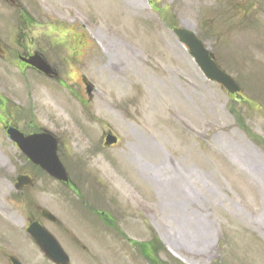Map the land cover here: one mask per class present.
<instances>
[{"label": "rangeland", "instance_id": "obj_1", "mask_svg": "<svg viewBox=\"0 0 264 264\" xmlns=\"http://www.w3.org/2000/svg\"><path fill=\"white\" fill-rule=\"evenodd\" d=\"M21 1L59 78L1 67L0 117L53 133L78 186L102 195L106 186L128 204L125 225L162 245L153 264H264V0ZM10 12L0 0V17L12 22ZM173 24L202 37L246 100L205 78ZM66 30L83 36L61 39ZM109 132L118 143L104 147ZM22 171L35 185L16 192ZM65 197L0 123V246L11 245L23 264H51L26 231L38 204L88 247L44 222L71 264H148L98 225L87 224V234L84 210Z\"/></svg>", "mask_w": 264, "mask_h": 264}, {"label": "flooded vegetation", "instance_id": "obj_2", "mask_svg": "<svg viewBox=\"0 0 264 264\" xmlns=\"http://www.w3.org/2000/svg\"><path fill=\"white\" fill-rule=\"evenodd\" d=\"M4 5H8L11 8V14L15 20V25L13 26L11 21L6 14L0 17V43L5 53L0 54V68L5 70L6 66H14L18 70H27L35 74H38L44 78L47 77L42 73L38 72L30 64L23 62L20 58L32 59V57L37 55H43L46 59L43 47L40 46L41 42L39 40V35H35L36 26L35 19L33 16L24 8L22 3L18 2V5L14 6L8 3L7 0H1ZM13 22V21H12ZM9 66V67H10ZM6 71V70H5ZM1 106V104H0ZM1 125L4 127L8 123L7 120H2ZM14 147L16 145L13 143ZM62 189L65 190L70 198H75L77 201L70 202V207L74 209L84 210L86 216V230L89 234L87 228L88 225H98L103 231V236L107 240L115 241L118 246L126 244L129 248L134 250L137 254L140 252L148 254V262L152 264L155 257V234H151L149 239L141 240L136 236L133 225H125L124 216L122 213L129 212L131 210L130 206L125 202H120L118 200L117 194L109 195L108 192H104L103 195H94V192L87 191L78 186L77 182L72 181L70 184L61 185ZM37 218V217H35ZM49 224L57 225L56 229L65 230V232L72 238L73 243L82 249L89 251L88 247L74 236V234L67 229L59 221L51 222L45 219Z\"/></svg>", "mask_w": 264, "mask_h": 264}, {"label": "water", "instance_id": "obj_3", "mask_svg": "<svg viewBox=\"0 0 264 264\" xmlns=\"http://www.w3.org/2000/svg\"><path fill=\"white\" fill-rule=\"evenodd\" d=\"M9 1L15 2V0ZM174 31L178 35L180 42L187 45L191 56L208 79L221 83L229 94H235L241 90L235 80L218 66L211 53L205 48L202 41L197 38L192 30L187 28H175ZM0 52L3 53L1 46ZM39 58L40 59L37 61H25L31 63L46 74H53L50 66L41 57ZM84 80L87 83V90L91 91L93 86L86 79ZM7 133L32 162L39 165L59 181L64 183L69 182L66 169L57 155V140L51 134L42 133L25 136L15 127H8ZM116 142V136L112 134L106 136L105 145H112ZM33 184L34 179L32 177L20 175L17 178L16 189L21 190L26 185ZM42 214L53 218V215L46 210H43ZM28 232L51 260L57 264H68L69 257L61 248L60 244L54 236L38 222L31 224L28 228ZM12 262L13 264H21L14 258H12Z\"/></svg>", "mask_w": 264, "mask_h": 264}, {"label": "bare ground", "instance_id": "obj_4", "mask_svg": "<svg viewBox=\"0 0 264 264\" xmlns=\"http://www.w3.org/2000/svg\"><path fill=\"white\" fill-rule=\"evenodd\" d=\"M131 1H133V2H140V0H131ZM97 35H98V33H97ZM49 100H50V97L49 96H47V101H48V103H50L51 104V102H49ZM258 171H260V169L256 166L255 167ZM258 221H262V219L260 218ZM260 230L264 233V228H262V227H260ZM202 232H204V230H202ZM172 251H173V249L172 248H170Z\"/></svg>", "mask_w": 264, "mask_h": 264}, {"label": "trees", "instance_id": "obj_5", "mask_svg": "<svg viewBox=\"0 0 264 264\" xmlns=\"http://www.w3.org/2000/svg\"><path fill=\"white\" fill-rule=\"evenodd\" d=\"M157 246H158V247H159V246L162 247L161 243H160V244H157Z\"/></svg>", "mask_w": 264, "mask_h": 264}]
</instances>
